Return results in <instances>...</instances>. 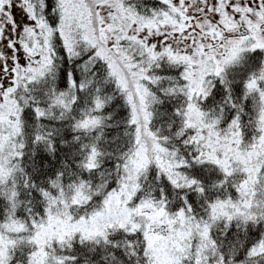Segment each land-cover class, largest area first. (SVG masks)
<instances>
[{
  "label": "snow or ice",
  "instance_id": "snow-or-ice-1",
  "mask_svg": "<svg viewBox=\"0 0 264 264\" xmlns=\"http://www.w3.org/2000/svg\"><path fill=\"white\" fill-rule=\"evenodd\" d=\"M0 264H264V0H0Z\"/></svg>",
  "mask_w": 264,
  "mask_h": 264
}]
</instances>
